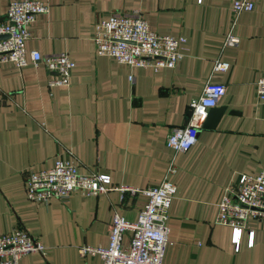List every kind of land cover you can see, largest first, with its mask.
<instances>
[{
  "label": "crops",
  "instance_id": "crops-1",
  "mask_svg": "<svg viewBox=\"0 0 264 264\" xmlns=\"http://www.w3.org/2000/svg\"><path fill=\"white\" fill-rule=\"evenodd\" d=\"M11 1L0 0V20ZM42 1L48 11L28 27L25 49L64 53L73 68L67 87L48 88L53 75L42 63L0 65V235L21 228L46 247L45 255L27 253L19 264H101L98 254L80 248H105L112 214L133 223L146 204L143 194L116 189L90 198L73 192L64 203L30 202L26 173L50 168L56 157L131 190L157 186L173 157L163 264H264V222L248 219L237 249L229 228L215 223L223 189L264 170V96L254 90L264 74V0L235 17L230 0ZM132 12L155 34L185 40L177 68H129L95 55L94 24ZM228 34L236 46L224 44ZM215 62L227 69L214 71ZM207 82L224 86L214 107L224 112L205 128L207 112L195 144L173 154L165 136L194 124L186 123L187 105Z\"/></svg>",
  "mask_w": 264,
  "mask_h": 264
},
{
  "label": "built area",
  "instance_id": "built-area-1",
  "mask_svg": "<svg viewBox=\"0 0 264 264\" xmlns=\"http://www.w3.org/2000/svg\"><path fill=\"white\" fill-rule=\"evenodd\" d=\"M257 0H230V12L235 17L241 12H250ZM48 11L42 0H14L7 5L6 19L0 21V65L12 63L18 68L28 63H42L53 75L47 87H67L73 63L66 54L41 56L39 52H28L25 42L29 38L28 27L40 14ZM91 41L96 56L107 57L116 64L129 68H177L182 60L183 38L158 35L150 31L143 19L136 13H111L107 19L94 24ZM238 40L228 34L224 40L227 46H236ZM214 71H225L227 64L215 62ZM132 78L129 77V80ZM256 96H264V74L254 83ZM223 85L207 82L198 98L187 105L189 122L184 127L172 129L164 139V145L173 154L186 152L196 142L197 128L203 123L207 111L216 107L224 95ZM176 166L173 157L169 160L164 176L157 186L144 190L114 188L105 174L78 173L76 167L60 157L53 160L46 170L29 171L25 176L26 198L36 204L50 200L66 202L73 192L82 197H96L109 190L141 193L146 204L138 211L135 222H125L113 213L107 229V246H82V253L98 254L101 264H163L162 257L167 243L169 204L175 193V186L168 181ZM215 223L230 230V241L237 249L242 231H247L246 221L253 219L264 222V170L256 175H239L226 186L218 201ZM129 231L127 244L121 245L123 234ZM251 243L252 231H248ZM31 252L46 253V247L27 231L17 228L0 235V264H19L20 258Z\"/></svg>",
  "mask_w": 264,
  "mask_h": 264
},
{
  "label": "water",
  "instance_id": "water-1",
  "mask_svg": "<svg viewBox=\"0 0 264 264\" xmlns=\"http://www.w3.org/2000/svg\"><path fill=\"white\" fill-rule=\"evenodd\" d=\"M6 19V16L3 20ZM3 20H0V21H3ZM4 38H7L5 36H0V39H4ZM208 120L207 123L205 124V128H212L216 122V120L218 119V117L224 112V108H211L209 109L208 111ZM190 117V111H187V114H186V123H187V120L189 119ZM186 125V124H185Z\"/></svg>",
  "mask_w": 264,
  "mask_h": 264
}]
</instances>
